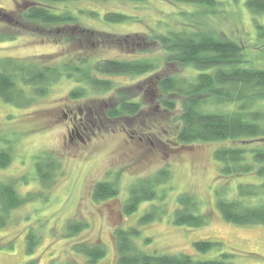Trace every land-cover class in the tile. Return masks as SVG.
<instances>
[{"label":"rangeland","instance_id":"1","mask_svg":"<svg viewBox=\"0 0 264 264\" xmlns=\"http://www.w3.org/2000/svg\"><path fill=\"white\" fill-rule=\"evenodd\" d=\"M17 1L0 0V7L15 9ZM219 1L220 11L209 12L208 18L205 15L203 19H209V25L219 35L240 39L247 46L251 64L264 67V40L258 36L257 28V23L264 25V13L252 12L247 0ZM71 6L94 9L101 15L109 10H123L136 19L107 23L101 17L83 14L85 30L76 34L80 33L84 41L94 40L95 46L82 51L64 43L59 34L44 33L30 23L20 22L23 29L16 39L0 41V58L37 59L46 54L59 61L80 56L152 57L160 53V47L153 42L146 51L141 45L143 38L152 29L179 27L182 11L180 4L165 0L81 1ZM160 72L196 74L191 67L165 61ZM153 75L111 76L116 81L111 91L78 99L69 94L77 82L64 77L26 107L0 98V147L13 155L12 162L0 169V179L15 181L21 194L37 192L43 188L35 173L36 157L51 153L61 160L55 184L47 195L14 210L9 223L0 227V264H30L33 260L36 264H88L72 249L73 243L83 240L106 245L107 254L97 264H117L113 232L117 227L131 225L139 226L141 233L135 241L145 251L195 254L194 241L221 240L227 250L235 252L237 264H264V225L227 222L215 204L218 194L227 192L226 196L233 197L240 183L258 181L256 175H220L214 150L232 141L177 144L174 134L180 106L168 110L160 104ZM122 97L140 101V111L133 116L108 117L107 107ZM164 167L170 170L171 177L157 187L158 197L142 202L130 215L123 214L129 186ZM103 180L116 181L119 195L93 201V185ZM183 192H192L199 198L201 211L210 215L208 224L191 227L174 223L177 196ZM163 193L165 196L160 198ZM150 212L154 218L141 221ZM73 218L84 220L89 227L75 237H66V223ZM30 230L40 236L33 253L26 246Z\"/></svg>","mask_w":264,"mask_h":264},{"label":"trees","instance_id":"2","mask_svg":"<svg viewBox=\"0 0 264 264\" xmlns=\"http://www.w3.org/2000/svg\"><path fill=\"white\" fill-rule=\"evenodd\" d=\"M81 1L116 0H18L15 9L0 7V41L16 39L21 34L20 29H23L20 22L30 23L43 29L44 33L61 35L64 43L82 51L95 46L94 40L84 41L80 33L76 34L85 30L81 20L83 14L101 17L107 23L136 19L123 10H109L101 15L94 9L71 6ZM165 1L180 4V26L170 28L168 25L164 31L152 29L141 44L145 45L143 48L146 50L154 42L160 47L161 54L97 59L80 56L60 61L59 58H51L52 54L37 59L2 57L0 98L18 107H26L36 97L46 95L52 84L65 77L77 82V87L69 94L70 98L78 99L111 91L116 82L111 76L154 73L161 96L160 104L168 110L180 106L174 141L180 145L232 141V144H221L214 150L220 175L254 174L257 177L258 181L240 183L233 197L226 196L227 192L217 195L215 204L222 218L237 225H264V67L251 64L247 46L240 39L219 35L209 25V19H203L205 15L208 18L209 12L220 11L222 4L219 0ZM246 4L252 12L264 13V0H247ZM190 5L195 8H188ZM257 28L258 36L264 40V25L257 23ZM164 61L166 64L191 67L196 74L162 73L160 69ZM140 108V101L122 97L107 107L105 113L108 117L119 118L136 115ZM12 159L11 151L0 147V169L6 168ZM60 168L61 160L51 153L36 157L35 173L43 188L37 192L21 194L15 181L0 179V227L9 223L14 210L46 196L54 186L55 175ZM170 177V170L164 167L135 180L129 186L128 197L123 202V214L130 215L142 202L157 198V187ZM118 195L116 181H97L93 185V201ZM164 196L165 193L160 198ZM152 218L153 213H146L141 221ZM173 221L178 225L202 227L208 224L210 215L207 211H201V202L194 193L183 192L177 196ZM88 227L84 220L73 218L66 223L65 236L75 237ZM140 233L136 225L114 230L117 264H237L235 252L227 250L221 240L194 241L195 254L158 253L145 251L137 245L135 238ZM39 242V234L30 230L27 234V251L33 253ZM72 249L82 255L88 264H97L107 254V247L101 241H78L73 243ZM213 251H217V254ZM30 264H36V261Z\"/></svg>","mask_w":264,"mask_h":264}]
</instances>
